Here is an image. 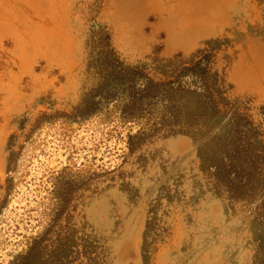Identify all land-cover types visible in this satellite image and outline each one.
<instances>
[{
    "label": "rangeland",
    "instance_id": "obj_1",
    "mask_svg": "<svg viewBox=\"0 0 264 264\" xmlns=\"http://www.w3.org/2000/svg\"><path fill=\"white\" fill-rule=\"evenodd\" d=\"M0 264H264V0H0Z\"/></svg>",
    "mask_w": 264,
    "mask_h": 264
}]
</instances>
